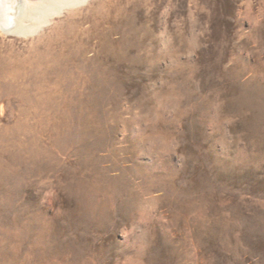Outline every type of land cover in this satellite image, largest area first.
<instances>
[{
	"label": "rangeland",
	"instance_id": "374dc122",
	"mask_svg": "<svg viewBox=\"0 0 264 264\" xmlns=\"http://www.w3.org/2000/svg\"><path fill=\"white\" fill-rule=\"evenodd\" d=\"M26 2L0 264H264V0Z\"/></svg>",
	"mask_w": 264,
	"mask_h": 264
},
{
	"label": "bare ground",
	"instance_id": "6f19581e",
	"mask_svg": "<svg viewBox=\"0 0 264 264\" xmlns=\"http://www.w3.org/2000/svg\"><path fill=\"white\" fill-rule=\"evenodd\" d=\"M26 3V0H0V24L10 26L9 29L18 27L25 18L22 8Z\"/></svg>",
	"mask_w": 264,
	"mask_h": 264
}]
</instances>
